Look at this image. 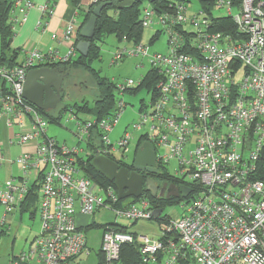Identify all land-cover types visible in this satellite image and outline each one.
<instances>
[{
    "label": "built area",
    "instance_id": "2783aa9c",
    "mask_svg": "<svg viewBox=\"0 0 264 264\" xmlns=\"http://www.w3.org/2000/svg\"><path fill=\"white\" fill-rule=\"evenodd\" d=\"M12 1L14 30L26 21L34 4ZM112 1L90 0L87 13ZM185 2L176 0L162 12L151 2L142 9L141 26L158 25L167 35L166 54L151 53L150 43H140L116 53L112 64L126 56L150 59L158 80L154 90H147L149 102L142 100L133 131L147 130L142 139L155 152L158 164L167 168L175 162L178 190L190 189L193 198L179 220L163 217L157 238H135L119 232V224H107L99 250L105 264H120L123 246L136 242L143 264H264V179L259 178L264 172V0H243L240 9L232 0L215 1V9L225 10L224 16L233 19L241 40L210 32L206 12L188 16ZM54 9V5L40 7L46 16ZM76 25L73 18L67 22L62 43L70 47L64 54L55 48L23 49L15 66L0 59V122L5 121L8 144L22 150L11 160L0 126V169L6 171L0 182L4 209L0 235L9 216L20 211L35 188L42 221L31 251L11 258L10 264H82L80 258L91 251L87 233L77 222L79 214L110 211L133 224L153 218L147 200L122 204L117 190L87 177L79 165L92 154L119 152L126 158L133 132L126 129L114 142L110 135L127 106L123 97L140 87L144 76L138 83L128 79L117 84L116 109L108 118L78 121L73 113L70 120L77 121L86 151L50 138L48 117L24 97L30 70L55 68L78 55ZM96 139L100 147L91 149ZM10 163L20 167L19 177L7 169Z\"/></svg>",
    "mask_w": 264,
    "mask_h": 264
},
{
    "label": "rangeland",
    "instance_id": "374dc122",
    "mask_svg": "<svg viewBox=\"0 0 264 264\" xmlns=\"http://www.w3.org/2000/svg\"><path fill=\"white\" fill-rule=\"evenodd\" d=\"M185 4L188 7V16H191L202 8L199 0H185ZM149 2L144 1L141 3L140 8L143 9L148 5ZM142 12V10H141ZM214 16H224L226 15L225 10H216L212 11ZM234 13L236 11L234 10ZM141 17V16H140ZM160 27L155 25V27H151V29H145L142 44L148 45L152 36H154L155 32L159 31ZM187 29H191V27H187ZM133 44L126 42V40L120 41L116 36L112 35L105 39L104 42L101 43V51L99 54V58L93 61L92 67L99 73L102 78H106L114 84L124 83L126 80L131 79L136 81L137 83L141 80L142 76H146L151 69L150 59L142 58V57H130L126 56L122 61L117 64H112V59L114 55L124 48H132ZM167 35L162 32L159 36L158 41L150 46V52L155 53H167ZM90 73L87 72H74L72 76L67 80V92L65 94L63 102L60 104L61 109L67 105L74 104H82L86 103L88 105H93L96 103L98 97H100L99 88L96 85V82L93 81V78ZM135 91L128 92L124 97V102L127 104L124 113L119 119V122L114 129V133L110 135L111 140L114 142L117 140L123 132L128 129L133 132L134 139L131 144V148L129 153L126 155L123 161L131 162L135 157V152L140 140L145 136L147 130L143 129L140 132L133 131V125L139 123V109L142 104V100L145 102H149L150 95L147 93V89L145 87H141L140 90L134 95ZM93 107V106H92ZM59 111V112H60ZM57 113V115L59 114ZM85 114H90L85 110ZM73 112L71 110H67L63 113L61 120L55 122V117L47 118L48 126H47V134L50 138L55 139L60 144H66L67 146L79 147L83 150H88L87 142L80 141L79 139V130L77 128V121H71L70 118H73ZM77 116V115H75ZM78 121H83L85 118L84 115L77 116ZM54 119V120H53ZM1 130H2V140L5 143L4 149L7 151V154L10 152L12 157H15L20 153L21 148L19 146H10L8 144V130L5 126V121L2 120L0 122ZM80 142V143H79ZM79 144V145H78ZM78 145V146H77ZM118 157L122 158V154L117 152ZM96 157V156H95ZM126 163V162H125ZM175 162H171L169 166H167V170L170 175L175 176ZM5 176V172H3ZM3 176V177H4ZM2 178V177H1ZM156 184L163 188L164 186L170 187V183L168 182H156ZM118 192V191H117ZM119 195V194H118ZM177 196V195H176ZM174 196V197H176ZM131 198L125 199V202L131 201ZM183 202L177 203L173 206L167 207L163 210V217H170L174 220H179L184 213L185 207L188 204V200H182ZM0 209V219L2 217ZM27 216L24 218V223L27 221ZM93 223L101 226L99 229H92L88 234L90 235L99 234L100 236L103 234V227L107 224H119L121 226H125L129 228L131 231L136 233L138 236L146 235L149 237H155L152 233H158L160 228L164 226L154 220H145L139 221L136 224H133L130 220L120 219L116 216V214L112 212H99L94 216H86L84 219V224L82 226H90ZM4 244L3 248L0 251V258L4 257L9 258L13 253H18L21 249L19 245L16 246L13 251L10 250L11 238H3ZM2 243H0L1 247ZM28 247V245H27ZM97 252L98 248L91 250V257L89 259L84 258L82 256L81 262L82 264H96L97 261ZM9 255V256H8Z\"/></svg>",
    "mask_w": 264,
    "mask_h": 264
},
{
    "label": "trees",
    "instance_id": "16d2710c",
    "mask_svg": "<svg viewBox=\"0 0 264 264\" xmlns=\"http://www.w3.org/2000/svg\"><path fill=\"white\" fill-rule=\"evenodd\" d=\"M124 0H113L112 6L105 8L100 18L98 19L96 31L94 38L90 41L91 48L89 50L88 56L82 57L80 56L77 60H72L63 64L54 65L56 68H61L65 71V73H69L70 76L74 74V71L82 70L87 71L90 73L93 81L96 82V85L99 88L100 97H98L96 103L93 105H88L86 103L82 104H74V105H67L62 108L61 107L56 111L50 112H43L39 110L42 114L46 117H56L60 116L65 113L67 110H71L75 115L79 112H90L99 119L108 118L111 116L117 104L116 94H117V84L112 83V81L102 78L99 73L92 67L93 61L99 58V54L101 51V43L105 41V39L109 36H116L118 40L131 43L133 45H138L142 42L143 35L145 29L141 26L140 23V16H141V8L140 5L145 0H141L140 2L136 3L129 9L126 10H119L118 4ZM176 0H158L153 4L156 10L159 12L166 11L169 7V4ZM185 1V0H179ZM201 9L207 14V18L210 22V32L215 33H222L224 35L232 36L234 40H241L242 34L238 31L236 24L234 23L233 19L228 16H214L212 11L215 9V1L216 0H199ZM243 0H232L233 6L236 9H240L242 6ZM53 3L56 0L52 1ZM147 2H150L147 0ZM13 7L12 0H0V38H1V46L2 52L0 54V59L4 65L15 66L18 64L17 59L20 58V51L15 52L14 54L8 55L10 52L11 43L13 40V36L15 35L13 26L10 24V15L11 9ZM91 9L86 16L85 23L89 20L91 14ZM83 25V26H84ZM161 35V32L158 31L152 36L149 43L150 45H154ZM80 39V37H79ZM78 43V39H76V45ZM16 57V58H15ZM15 58V59H14ZM158 77L157 75L150 70L142 81L140 87L132 90L135 91L134 95L140 90L141 87H145L147 90H154L156 88ZM131 91V92H132ZM81 105V106H80ZM93 106V107H92ZM60 111V112H59ZM60 113L57 115V113ZM78 116V115H77ZM56 119V118H55ZM54 120V119H53ZM145 143L144 139H141L137 149L141 147ZM95 157L94 154L91 155L86 160H79V165L84 171L85 175L95 182H98L103 187H112L116 190L114 184L110 182L106 177L101 175L94 167L91 165V160ZM118 164L127 165L123 162H118ZM159 167L163 169V166L159 164ZM166 169V168H164ZM167 177V176H166ZM259 178L264 179V172L262 175H259ZM157 179L163 180V173L157 176ZM167 181L170 184H180V181L177 178L167 177ZM148 193V192H147ZM169 196L167 198L163 197H152L151 194H145L140 199H134L135 203L139 202L141 199H145L149 202L151 209H163L165 210L167 207L173 206L177 203L183 202L182 200L190 201L193 197L189 196L186 199H183L181 196L177 195ZM27 202V201H26ZM25 202V203H26ZM160 224H163V218L157 219ZM136 224V223H134ZM119 232H130L128 228L120 227L118 228ZM131 233V232H130ZM135 238L138 236L135 233H132ZM98 264H105V258L100 253L99 263ZM121 264H143L141 261L140 256V245L138 242L134 244H126L122 248L121 254Z\"/></svg>",
    "mask_w": 264,
    "mask_h": 264
},
{
    "label": "crops",
    "instance_id": "0c3cea01",
    "mask_svg": "<svg viewBox=\"0 0 264 264\" xmlns=\"http://www.w3.org/2000/svg\"><path fill=\"white\" fill-rule=\"evenodd\" d=\"M30 1L34 4V7L28 11L26 21L14 27L15 35L13 36V40H12L11 47H10V52L8 55H11V53L14 54L15 52L21 51L23 49H29V50L34 49V50H40V51H47L49 48L58 49L61 52V54L66 53L67 49L70 47V43H62V36L64 34V30L67 25V22L72 18L75 19L77 23V25L75 26L73 35H74L75 41L76 39H78L79 41L80 31L85 23L86 16L88 15L87 9L90 6V0H56V2L54 3L52 2L53 0H30ZM45 5H50V6L54 5L55 7L54 14H52L51 16L43 15L40 10V7L45 6ZM39 23L42 24V26L38 27ZM153 27H155V25H153L152 28ZM53 35H57L58 39L52 40ZM1 50H2V46H1V38H0V54L2 52ZM79 57L80 55L78 54L74 58V60H77ZM74 72H87V71L77 70ZM62 115L60 116V118H59V115L56 116L55 117L56 119L54 121L55 122L60 121ZM77 115L78 116L84 115L85 118L83 119V121L97 118L93 114L88 115V114H85V112H79L77 113ZM10 146L13 147V146H18V145L13 143ZM99 147H100V140L96 139L94 145H91L90 148L97 149ZM21 152L22 150L20 151V153ZM20 153L18 155H20ZM116 154H117L116 152H112L110 155L105 154V156L109 157L115 162L118 161V162L128 163V161H123L122 158L118 157ZM9 155L11 157V160H15V157H12L10 152H9ZM7 169L11 172V174L14 177L15 176L19 177L21 175L20 167L16 163H10V165L7 166ZM3 172H5L6 174L5 167H2L0 169V182H2L4 179ZM131 199L132 200L128 201V203L125 202V199H122L123 201L122 204H125V205L134 204L135 203L134 198H131ZM39 205H40V193L35 188L34 191L28 197L27 202L24 203L23 206L21 207L20 211L16 213V215L9 216L8 222L6 226L3 228V232L0 235V243H2L0 247V251L3 248V244H4L3 238L4 237L11 238V244H10L11 251H13V249H15L16 246L18 245L21 250L18 253H13L10 256L8 255L9 258H6V259L4 257L0 258V264H10L11 258H16L24 253H29L31 251V248L36 238L39 236L41 232L42 221H41V215L39 211ZM0 209L2 210L1 213H3L4 209L2 206H0ZM25 216H27V219H26L27 221L24 223ZM85 217L86 216L79 214L77 216V222L79 226L82 227V229H84L87 233L88 250L91 251L93 249L98 248L97 261H96V264H98L99 257H100L99 250L101 247L103 234L101 236L99 234H94V235L92 234L90 235V237H88L89 235L88 233L92 229L101 228V226H99L96 223H93L90 226H85V227L82 226L84 224ZM160 218L161 219L163 218V213ZM154 220L157 221V219H154ZM121 227H125V226H121ZM161 230H162V227L160 228L158 233H152V234H155L153 235L155 236L153 238H157L160 235ZM129 231L131 233H134L130 229ZM83 256L86 259H89L91 257V255H87V254H84Z\"/></svg>",
    "mask_w": 264,
    "mask_h": 264
},
{
    "label": "water",
    "instance_id": "95a60500",
    "mask_svg": "<svg viewBox=\"0 0 264 264\" xmlns=\"http://www.w3.org/2000/svg\"><path fill=\"white\" fill-rule=\"evenodd\" d=\"M140 1L124 0L117 7L119 10H126ZM148 1L154 3L158 0ZM109 6H112L111 2L101 3L93 8L89 20L80 31V39L76 45V50L80 56L85 58L88 56L91 48L90 41L94 38L98 19L102 11ZM69 77L70 74L65 73L61 68L41 67L30 70L26 77L24 97L28 102L43 112L56 111L64 100L67 92L66 84ZM156 162L155 152L148 143H144L137 149L133 165L135 170L143 171L146 168H155ZM91 165L114 184L121 200L126 198L140 199L144 195V192H150L154 198L163 197V189L161 190V194L158 195L159 186L155 181L151 179L145 181L144 177L137 173H132L128 177L127 170H119V164L105 155L94 157L91 160ZM122 173L125 175V182H121L119 179ZM178 193L179 196L186 199L191 191L188 188L181 187ZM162 213L163 209L153 210V219H159Z\"/></svg>",
    "mask_w": 264,
    "mask_h": 264
},
{
    "label": "flooded vegetation",
    "instance_id": "af4514ba",
    "mask_svg": "<svg viewBox=\"0 0 264 264\" xmlns=\"http://www.w3.org/2000/svg\"><path fill=\"white\" fill-rule=\"evenodd\" d=\"M134 163V159L133 161L131 162H128L126 163L127 165H122V164H119V170L121 169H125L128 171V177L132 174V173H137L141 176L144 177V180H148V179H151L155 182H168L167 181V177H171V178H176L175 176H172L170 175V173L168 172L167 168L164 169L165 167H163V169L161 167H159V164L158 162H156V166L155 168H146L145 170H135V167L133 165ZM163 173V180H159L157 179V176L159 174H162ZM167 176V177H166ZM105 177V176H104ZM120 181L121 182H125V175L124 173L121 174V177H119ZM179 185L178 184H170V187L168 188V186H164L163 188L159 187V191H158V195L161 194V190L163 189V198H167L169 196H172V195H179L178 193V187ZM116 188V187H115ZM117 190V188H116ZM145 194H151L150 192H144V195Z\"/></svg>",
    "mask_w": 264,
    "mask_h": 264
},
{
    "label": "bare ground",
    "instance_id": "6f19581e",
    "mask_svg": "<svg viewBox=\"0 0 264 264\" xmlns=\"http://www.w3.org/2000/svg\"><path fill=\"white\" fill-rule=\"evenodd\" d=\"M153 219V218H152Z\"/></svg>",
    "mask_w": 264,
    "mask_h": 264
}]
</instances>
